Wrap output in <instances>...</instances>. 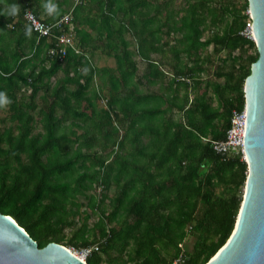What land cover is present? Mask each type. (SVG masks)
Listing matches in <instances>:
<instances>
[{
	"label": "trees",
	"instance_id": "16d2710c",
	"mask_svg": "<svg viewBox=\"0 0 264 264\" xmlns=\"http://www.w3.org/2000/svg\"><path fill=\"white\" fill-rule=\"evenodd\" d=\"M51 2L44 20L41 0H0V212L40 248L91 249L88 264H207L248 177L213 145L259 57L248 0ZM29 12L72 23L40 36Z\"/></svg>",
	"mask_w": 264,
	"mask_h": 264
},
{
	"label": "water",
	"instance_id": "95a60500",
	"mask_svg": "<svg viewBox=\"0 0 264 264\" xmlns=\"http://www.w3.org/2000/svg\"><path fill=\"white\" fill-rule=\"evenodd\" d=\"M259 54L245 80V161L248 177L228 242L207 264H264V0H248ZM0 264H88L71 249L37 241L0 212Z\"/></svg>",
	"mask_w": 264,
	"mask_h": 264
},
{
	"label": "built area",
	"instance_id": "2783aa9c",
	"mask_svg": "<svg viewBox=\"0 0 264 264\" xmlns=\"http://www.w3.org/2000/svg\"><path fill=\"white\" fill-rule=\"evenodd\" d=\"M249 19L246 22V27L242 31L241 35L248 40L255 42L254 31H253V22L250 16L249 10L247 11ZM27 20L32 24L34 31L37 32L40 36H49L52 34L54 27H64L70 26L72 23L71 14L63 16L54 26L48 25L36 18L32 13L26 14ZM59 44L63 48L67 46H72L73 38L71 35H63L58 38ZM55 54L56 51L51 52ZM60 53L65 54V49H62ZM246 123H247V114L246 109L243 110H233L231 116V128L227 132L226 140L213 143L215 151L219 153H228L230 151L236 153H242L243 158L245 159V134H246ZM72 251V250H71ZM77 254V252H74ZM91 249H83L81 255L78 256L83 260H86L90 255ZM186 254L183 250L179 257L173 262V264H185Z\"/></svg>",
	"mask_w": 264,
	"mask_h": 264
},
{
	"label": "clouds",
	"instance_id": "9594fccd",
	"mask_svg": "<svg viewBox=\"0 0 264 264\" xmlns=\"http://www.w3.org/2000/svg\"><path fill=\"white\" fill-rule=\"evenodd\" d=\"M44 8L47 10V12L52 15L58 13L57 6L51 2V0H48V3L43 5ZM18 12V6L17 5H12L10 10H9V15H16ZM26 35L30 37L31 35V29H28L26 31ZM11 103L10 99L7 97V94L5 92H0V107H5Z\"/></svg>",
	"mask_w": 264,
	"mask_h": 264
},
{
	"label": "crops",
	"instance_id": "0c3cea01",
	"mask_svg": "<svg viewBox=\"0 0 264 264\" xmlns=\"http://www.w3.org/2000/svg\"><path fill=\"white\" fill-rule=\"evenodd\" d=\"M41 4L42 5H44L45 4V0H41ZM44 8V7H43ZM43 15H42V19H49V18H53V17H55L54 16V14H52V15H50L48 12H47V10L45 9L44 11H43V13H42Z\"/></svg>",
	"mask_w": 264,
	"mask_h": 264
},
{
	"label": "rangeland",
	"instance_id": "374dc122",
	"mask_svg": "<svg viewBox=\"0 0 264 264\" xmlns=\"http://www.w3.org/2000/svg\"><path fill=\"white\" fill-rule=\"evenodd\" d=\"M69 249H71L73 252H77V254L80 256L81 255V251H77V250H75L74 248H69Z\"/></svg>",
	"mask_w": 264,
	"mask_h": 264
}]
</instances>
